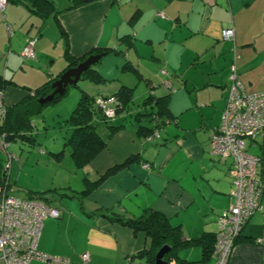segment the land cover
<instances>
[{"label": "crops", "instance_id": "crops-1", "mask_svg": "<svg viewBox=\"0 0 264 264\" xmlns=\"http://www.w3.org/2000/svg\"><path fill=\"white\" fill-rule=\"evenodd\" d=\"M77 1L7 0L0 10V86L9 108L62 72L69 56L105 52L95 68L103 80H85L87 90L106 96L132 88L135 108L115 116L112 123L118 119L113 124L123 126L82 166L83 185L85 178L95 181L121 167L84 195L85 187L77 180L71 184L69 172L54 168L45 156L21 161L8 144L0 152V165L9 153L13 196L39 194L62 211L59 218L43 221L39 251L66 258L64 264H125L127 258L146 264L139 254L150 238L108 216L135 218L152 209L179 226L186 239L217 231L218 216L232 204L233 181L230 157L211 154L209 134L226 104L234 47L245 91L264 90V0ZM230 26L234 41L221 40ZM30 37L36 39L34 59L22 55ZM149 96H165L167 102L154 143L138 133L139 125L155 127L147 115L154 108L139 106ZM62 110L57 116L67 118ZM133 111L130 119L136 124L131 125L127 114ZM245 144L247 153L260 156L255 179L262 183L264 135L246 138ZM260 202L262 208L247 220L228 264H264V192ZM84 252L89 254L86 263L80 258ZM171 256L168 264H214L211 256L203 257L201 246L180 247Z\"/></svg>", "mask_w": 264, "mask_h": 264}, {"label": "built area", "instance_id": "built-area-1", "mask_svg": "<svg viewBox=\"0 0 264 264\" xmlns=\"http://www.w3.org/2000/svg\"><path fill=\"white\" fill-rule=\"evenodd\" d=\"M6 3V0H0L1 11ZM221 39L234 41L233 26L222 31ZM35 40V37L27 40L22 50L25 58H35ZM232 56L226 105L219 125L209 135L211 154L218 158L230 157L232 160L233 181L232 204L217 218V231L211 253L214 264H228L247 220L262 208L260 200L264 192V172L262 183L255 179L260 156L247 153L245 144L246 138L264 135V90L254 93L245 91L237 74L238 55L235 47ZM95 102L106 116L112 117L114 107L110 104L116 103L115 98L96 97ZM5 115L4 91L0 88V123ZM7 146L5 135L0 133V152H5ZM5 154L6 161L0 173V264H29L32 260H40L46 264L67 263L66 258L52 256L37 249L43 221L48 217L59 218L62 211L36 196L24 199L13 196L9 184L12 161L10 154ZM80 258L86 263L89 254L84 252ZM125 264L133 263L127 258Z\"/></svg>", "mask_w": 264, "mask_h": 264}, {"label": "trees", "instance_id": "trees-1", "mask_svg": "<svg viewBox=\"0 0 264 264\" xmlns=\"http://www.w3.org/2000/svg\"><path fill=\"white\" fill-rule=\"evenodd\" d=\"M12 1L21 2V0ZM89 1L90 0H79L76 2V4H84ZM102 52L103 51H99L97 49L92 50L78 58H72L69 56L67 66L62 72H60L55 77H50L48 81L38 86L34 90L28 92V94H26L20 101L13 104L11 107H6V115L3 121L0 123V133L5 135L6 142L10 144V141L16 139L31 140L32 136L29 135L30 131L32 130L31 119L35 115L40 113V111L46 105L52 104L54 102L56 103V101L62 99L67 91L64 95L55 96L53 100L43 105L39 104L37 102V99L41 96H46L47 94H49L52 91L51 83L69 67L75 66L91 54ZM80 80H90L94 83H98L103 79L95 68L90 67L84 73H82ZM132 91V88L121 87L118 92L111 95L93 96L88 92L81 90L80 97L77 101L76 106L64 120L70 129V134L66 138V143L71 147L70 156L72 161L75 162L76 166L82 167L85 164L89 163L101 150L106 147V145L108 144V140L111 138L113 133L123 126L122 124L114 125L112 121L117 114L130 109V107L132 106ZM96 97L115 98L116 103L110 104L114 107V115L112 119L111 117L106 116L103 110L96 104ZM139 106L144 107V109H146L147 107H150V109L154 108V110L149 112L147 115L151 117L152 121L154 120L155 127L147 128L142 125L138 126V133L146 138H149L154 129H158V121H160V119H162L167 114L166 97L162 96L155 98L149 96ZM139 115L140 112H137L133 115V117L137 118ZM98 127L104 128V137L98 132ZM131 160L132 159L130 158L127 160V162H130ZM118 167H121V165L109 169L104 175H100L95 181H90L85 178V188L80 193L86 195L90 190L96 188L108 174L116 171ZM1 168L2 166L0 165V170ZM36 197L41 198L47 202V200L44 199L42 195L38 194ZM108 217L111 221L118 222L121 225L127 226L134 232H143L147 237L150 238L149 247L142 250L139 254L144 255L146 264H154L156 252L161 246L165 244L170 246L169 251L164 255V260L166 261H168L169 258L172 257V253L177 248L194 245L201 246L204 258L211 256L216 232L214 234L204 232L200 236L186 239L182 236L179 226L171 225L164 215L152 209L143 210V212L135 218L127 219L120 216L111 215Z\"/></svg>", "mask_w": 264, "mask_h": 264}, {"label": "rangeland", "instance_id": "rangeland-1", "mask_svg": "<svg viewBox=\"0 0 264 264\" xmlns=\"http://www.w3.org/2000/svg\"><path fill=\"white\" fill-rule=\"evenodd\" d=\"M97 66H98V63L93 65L92 67L96 68ZM86 84H90V83L86 82L85 80H80L76 85L69 86L65 96L62 99L56 101V103L54 102L52 104L46 105L40 111V113H38L32 118V125H33L32 139L31 140L29 139L28 140L27 139L12 140L10 141L8 151L11 153H15L16 157L21 156V161L22 159L23 160L27 159L28 155H29V158H33L36 155L45 156L49 158L50 160H52L51 164L53 165L54 168L60 166L61 168L60 171L61 170L62 172L66 171L67 173L69 172V180L71 181V184L75 185V182H76L75 180H77L79 184L83 185V182H82L83 179H81L82 167L76 166L75 162H72V159L70 156L71 147L70 145L66 143V140H67L66 138L70 134L69 126L65 123L64 121L65 118H62V117L59 118L57 116V109H60L63 107L62 113L68 116L69 113L72 111V109L76 106L77 101L80 97L81 90H84L88 92L89 94L92 93L89 90H87ZM131 108H133L134 110L135 107L132 106ZM64 109H66L67 112L64 113ZM134 112L135 111L127 114L128 124L130 123H132L131 125L136 124L134 119L133 120L130 119L132 118L131 114H133ZM113 115L111 119L113 118ZM43 116H45V118H43ZM128 116H129V119H128ZM119 122L120 120L116 119V121H114L113 123L117 124ZM97 130L103 137L105 136L104 128L98 127ZM159 132H161V130L158 131V129H154L152 133L153 135L151 134L150 136L152 138L151 139H148L146 137L145 138L148 139V141H153L154 143L155 141L158 140L160 136ZM39 149L43 151V154H40ZM13 162H14L13 164H15L16 160H14ZM11 165H12V162H11ZM1 170H0V173H1ZM10 170H12L11 166H10ZM74 173H76V175H74ZM83 186L85 187V184ZM136 263L140 264L137 261Z\"/></svg>", "mask_w": 264, "mask_h": 264}, {"label": "water", "instance_id": "water-1", "mask_svg": "<svg viewBox=\"0 0 264 264\" xmlns=\"http://www.w3.org/2000/svg\"><path fill=\"white\" fill-rule=\"evenodd\" d=\"M104 55L105 53L103 52L91 54L75 66L69 67L51 83L52 91L46 96L39 97L37 102L43 105L53 100L55 96L64 95L68 87L76 85L80 81L82 73L93 65L99 63ZM169 249L170 246L167 244L161 246L155 254L154 264H168V262L164 260V255L169 251Z\"/></svg>", "mask_w": 264, "mask_h": 264}]
</instances>
